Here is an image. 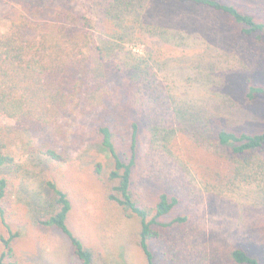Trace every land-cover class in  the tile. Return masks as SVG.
I'll list each match as a JSON object with an SVG mask.
<instances>
[{"label": "rangeland", "instance_id": "obj_1", "mask_svg": "<svg viewBox=\"0 0 264 264\" xmlns=\"http://www.w3.org/2000/svg\"><path fill=\"white\" fill-rule=\"evenodd\" d=\"M112 1L71 0L91 19L98 41L118 49L112 56L123 59L121 50L133 59H147L148 89L160 90L165 106L151 111L146 102V120H173L169 100L175 97L177 105L190 103L197 109L221 103L217 126L264 130V97L247 96L249 85H264V29L246 34L232 17L208 6L132 0V5L110 7ZM231 1L264 23V0ZM19 3L0 0V33L9 30ZM81 121L71 126V140L82 136L67 162L36 152L30 135L14 147L16 164L4 172L11 184L7 219L21 233L15 252L25 264H80L65 234L35 223L31 202L43 201V181L53 180L69 192V225L95 251L97 264H147L135 242L138 220L106 200L104 181L96 174L97 161L110 163L109 153L94 135L92 120ZM193 133L179 131L162 144L152 142L148 126L140 134L137 181L142 197L154 204L161 193L175 195L179 204L163 222L186 217L183 223L160 227L162 236L152 243L155 264H237L230 258L236 247L264 264V155L235 168L229 151L197 142ZM7 236L0 217V239Z\"/></svg>", "mask_w": 264, "mask_h": 264}, {"label": "trees", "instance_id": "obj_2", "mask_svg": "<svg viewBox=\"0 0 264 264\" xmlns=\"http://www.w3.org/2000/svg\"><path fill=\"white\" fill-rule=\"evenodd\" d=\"M169 1L208 6L227 14L246 34L264 29L255 14L231 0ZM132 4V0H113L110 7ZM19 5L9 30L0 33V217L8 230V236L0 239V264H25L14 247L21 233L7 219L11 184L4 171L16 164L14 147L30 135L36 152L67 162L82 136L77 132L76 140H71L69 136L75 134L71 126L85 118L92 120L94 135L109 153L110 163L100 160L95 166L104 181L106 200L127 218L138 220L135 242L147 264H155L152 243L162 236L160 227L183 223L186 217L163 222L179 204L175 195L161 193L154 204L142 197L137 181L142 129L148 126L152 142L159 144L179 131H194L196 141H209L229 151L235 168L247 165L259 153L264 155V130L217 126L221 103H212L208 110L197 109L190 103L177 105L175 97L169 100L173 120L158 116L146 120L142 115L146 102L153 106L151 111L165 106L160 90L148 89L151 69L147 59H133L121 50L123 59L112 56L118 49L98 41L91 19L71 0L56 4L53 0H20ZM124 38L119 35L120 40ZM247 96L250 100L264 97V85H249ZM43 182V201L31 202L35 223L65 234L80 264H97L95 251L69 225L73 208L69 192L53 180ZM230 258L237 264H260L242 247L231 250Z\"/></svg>", "mask_w": 264, "mask_h": 264}]
</instances>
